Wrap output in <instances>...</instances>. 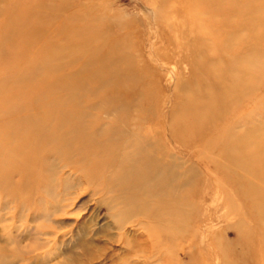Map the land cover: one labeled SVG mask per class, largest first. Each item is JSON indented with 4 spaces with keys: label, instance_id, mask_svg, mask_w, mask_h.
<instances>
[{
    "label": "rangeland",
    "instance_id": "1",
    "mask_svg": "<svg viewBox=\"0 0 264 264\" xmlns=\"http://www.w3.org/2000/svg\"><path fill=\"white\" fill-rule=\"evenodd\" d=\"M0 264H264V0H0Z\"/></svg>",
    "mask_w": 264,
    "mask_h": 264
},
{
    "label": "bare ground",
    "instance_id": "2",
    "mask_svg": "<svg viewBox=\"0 0 264 264\" xmlns=\"http://www.w3.org/2000/svg\"><path fill=\"white\" fill-rule=\"evenodd\" d=\"M49 109H50V108H49ZM49 109H48V110H49ZM52 111H53V110H52ZM42 112H43V111H42ZM43 113H44V112H43ZM45 113H47V114H45ZM45 113H44L45 115H48V113H50V112H49V111H48V112L46 111ZM52 114H53V113H52ZM57 114H59V113H57ZM109 114H110V113H109ZM109 114H108V115H109ZM135 114H136V113H135ZM49 115H50V114H49ZM110 115H111V114H110ZM95 116H97V115H95ZM98 116L101 117V115H98ZM102 116H103V115H102ZM46 117H48V116H46ZM132 117H133V120H134V116H132ZM44 118H45V116H44ZM82 118H83V117H82ZM86 118H87V117H86ZM57 119H58V118H57ZM70 119H72V118H70ZM70 119H69V121H70ZM66 120H67V118H66ZM97 120H99V118H98ZM115 120H116V119H115ZM133 120H132V121H133ZM135 120H137V119H135ZM67 121H68V120H67ZM125 123H126V122H125ZM135 123H136V122H135ZM105 125H106V124H105ZM105 125H103V126H105ZM108 125H109V124H108ZM112 125H113V124H112ZM130 125H131V124H130ZM134 125H135V124H134ZM47 126H48V125H47ZM111 127H112V126H111ZM74 128H76V127H74ZM101 128H102V127H101ZM101 128H100V129H101ZM104 128H105V127H104ZM138 128H139V127H138ZM90 129H91V128H90ZM121 129H122V128H121ZM108 130H109V129H108ZM77 131H78V130H77ZM79 131H80V130H79ZM79 131H78V133H79ZM84 131H85V130H84ZM103 131H104V130H103ZM120 131H121V133L123 134L122 130H120ZM134 131H135V130H134ZM155 131H156V130H155ZM96 132H97V131H96ZM104 132H105V131H104ZM94 133H95V132H94ZM100 133L102 134V132H100ZM100 133H99V134H100ZM121 133H120V134H121ZM138 133H139V132H138ZM138 133H137V135H138ZM79 134H80V133H79ZM87 134H88V133H87ZM97 134H98V133H97ZM97 134H96V135H97ZM117 134H118V132H117ZM90 135H91V134H90ZM94 135H95V134H94ZM96 135H95L94 138H96ZM113 135H114V134H113ZM123 135H124V134H123ZM123 135H121V137H123ZM99 136H100V135H99ZM99 136H98V137H99ZM109 136H110V135H109ZM118 136H119V135H118ZM104 137H106V136H104ZM111 137H112V136H111ZM124 137H125V135H124ZM124 137H123V138H124ZM108 138H109V137H108ZM77 139H78V138H77ZM92 139H93V137H92ZM153 139H154V138H152V140H153ZM79 140H81V138H80ZM107 140H108V139H107ZM118 140H119V139H118ZM72 141H73V140H72ZM75 141H76V140H75ZM75 141H74V142H75ZM83 141H84V140H83ZM110 141H111V140H110ZM121 141H122V139H121ZM138 141H139V140H138ZM141 141H142V140H141ZM144 141L146 142V140H144ZM104 142H105V141H104ZM104 142H103V143H104ZM106 142H108V141H106ZM72 144H73V143H72ZM121 144H122V143H121ZM140 144H141V143H140ZM159 144H160V143H159ZM115 145H116V144H115ZM140 146H141V145H140ZM144 146H145V145H144ZM152 146H153V145H151L150 147H152ZM154 146H155V145H154ZM71 147H72V146H71ZM79 147H80V146H79ZM147 147L149 148V146H147ZM111 148H112V147H111ZM152 148H153V147H152ZM152 148H151V149H152ZM154 148H155V147H154ZM145 149H146V148H145ZM149 149H150V148H149ZM155 149H156V150H153V149H152V150H153L154 152L157 151V153H158V151L160 150V149L157 150V148H155ZM77 150H79V149H77ZM77 150H76L75 152H77ZM142 150L144 151V153H145V151H148V150H144V149H142ZM152 150H151V152H153ZM140 151H141V150H140ZM161 151H162V150H161ZM119 152H120V151H119ZM163 152H164V151H163ZM122 153H123V152H122ZM122 153H121V154H122ZM139 153H140V152H139ZM147 153H148V152H147ZM147 153H146V154H147ZM149 153H150V151H149ZM149 153H148V154H149ZM117 154H118V153H117ZM160 154L166 155L165 153H160ZM149 155H151V158H152V154L150 153ZM149 155H148V158H149ZM146 156H147V155H146ZM161 156H162V155H161ZM161 156L159 157V160H160ZM170 156H173V155H170ZM170 156H169V157H170ZM119 157H120V156H119ZM143 157H144V156H143ZM143 157H142V158H143ZM153 157H154V156H153ZM174 157H175V156H174ZM145 158H146V161H147V157H145ZM151 158H150V159H151ZM165 158H166V157H165ZM167 158H168V157H167ZM167 158H166V159H167ZM170 158H171V157H170ZM176 158H177V157H176ZM150 159L147 161V163H149V161L152 162ZM154 159H156V158L154 157ZM154 159H152V160H154ZM173 159H175V158H173ZM177 159H178V158H177ZM113 160H115V159H113ZM157 160H158V159H157ZM157 160H156V161H157ZM175 160H176V159H175ZM154 161H155V160H154ZM162 161H163V160H162ZM162 161H161V163H162ZM88 162H89V161H88ZM123 162H124V161H123ZM135 162H136V161H135ZM135 162H134V163H135ZM157 162H158V161H157ZM164 162H165V161H164ZM137 163H138V162H137ZM158 163H159V162H158ZM161 163H159V164H161ZM112 164H113V163H112ZM120 164H121V163H120ZM143 164H144V163H143ZM145 164H146V163H145ZM145 164H144V167H147V166H145ZM169 164H170L169 166H171V162H170ZM177 164H178V162H177ZM147 165H148V164H147ZM149 165H151V166L154 167V164H152V163H150ZM155 165H156V164H155ZM174 165H175V163H174ZM122 166H123V165H121V167H122ZM130 166L132 167V165H130ZM151 166H150V169L152 168ZM156 166H157V165H156ZM164 166H165V164H163V167H164ZM166 166H167V161H166ZM166 166H165L164 168H166V170H167V168H168L169 166H167V167H166ZM157 167H159V166H157ZM187 167H188V166H187ZM187 167H186V168H187ZM132 168H133V167H132ZM135 168H136V167H135ZM154 168L156 169V167H154ZM159 168H160V167H159ZM161 168H162V167H161ZM171 168H172V167H171ZM189 168H190V167H189ZM87 169H88V168H87ZM126 169H127V171H129L128 168H126ZM126 169H125V171H126ZM130 169H131V168H130ZM147 169H149V167L146 168V170H147ZM174 169H175V168H174ZM143 170H145V169H143ZM143 170H142V172H143ZM156 170L159 171L158 169H156ZM160 170H161V169H160ZM185 170H186V169H185ZM185 170H184V171H185ZM85 171H86V170H85ZM92 171H93V170H92ZM132 171H133V170H132ZM132 171H131V172H132ZM149 171H152V172H153V170H149ZM167 171H168V170H167ZM169 171H170V170H169ZM172 171L174 172V170H172ZM176 171H177V170H176ZM189 171H190V169H189ZM189 171H188V172H189ZM194 171H195V170H194ZM122 172H123V171H122ZM134 172H135V171H134ZM162 172H165V171L162 170ZM114 173H115V170H114ZM114 173H113V174H114ZM125 173H126V172H123V174H125ZM129 173H130V172H129ZM149 173H151V172H149ZM149 173H148V174H149ZM157 173H158V172H157ZM168 173H169V172H168ZM86 174H87V173H86ZM130 174H131V173H130ZM148 174H146V175L148 176ZM152 174H153V173H152ZM173 174H174V173H173ZM189 174H191V173H189ZM189 174H188V175H189ZM117 175H120V174H117ZM117 175H116V176H117ZM158 175H159V174H158ZM193 175H194V174H193ZM85 176H86V175H85ZM108 176H109V175H108ZM121 176L125 178L124 175H121ZM128 176H129V175H128ZM132 176H133V175H132ZM132 176H131V177H132ZM150 176H152V175H150ZM154 176L156 177L155 174H154ZM160 176H161V175H160ZM160 176H159V177H160ZM163 176H164L163 178L165 179V175H163ZM170 176H171V175H170ZM178 176L180 177V175H178ZM185 176H186V175H185ZM185 176H184V177H185ZM109 177H110V176H109ZM126 177H127V176H126ZM143 177H144V176H143ZM161 177H162V176H161ZM166 177H168V176H166ZM124 178H122V179H124ZM127 178H128V177H127ZM132 178H133V177H132ZM145 178H147V177H145ZM152 178H153V177H152ZM163 178H161V180H162ZM171 178H173V177L171 176ZM114 179H115V178H114ZM148 179H149V180H152V179H150V178H148ZM153 179H154V178H153ZM167 179H168V178H167ZM169 179H170V177H169ZM177 179H178V178L173 179V180H174L173 183L175 182V180H176L177 183H178V180H177ZM180 179H181V178H180ZM124 180L126 181L125 183H127V180H128V179H127V180L124 179ZM149 180H148V181H149ZM171 180H172V179H171ZM121 181H122V180L120 179L119 182H120L122 185H124L123 182H121ZM129 181H130V178H129ZM153 181L156 182L155 179H154ZM157 181H158V180H157ZM189 181H190V180H189ZM189 181H188V182H189ZM143 182H145V181H143ZM164 182H166V180H165ZM148 183H150V182H148ZM160 183H161V182H159L158 184H160ZM166 183H169V181H167ZM166 183H164V185H165ZM175 183H176V182H175ZM102 184H103V183H102ZM116 184H117V183H116ZM116 184H114V185H116ZM139 184H140V185L137 186V189H140L141 187H144V186H141V185H142L141 182H140ZM154 184L156 185V183H153V185L151 184V186H155ZM192 184H193V183H192ZM143 185H144V183H143ZM161 185H163V181H162V184H161ZM182 185H183V184H182ZM112 186H113V185H112ZM140 186H141V187H140ZM158 186H160V185H158ZM158 186H157V187H158ZM170 186H171V185H170ZM172 186L175 187L174 185H172ZM116 187H117V185H116ZM116 187H115V188H116ZM118 187H122V186H118ZM129 187H130V186H129ZM138 187H140V188H138ZM155 187H156V186H155ZM157 187H156V189H157ZM161 187H162V186H161ZM106 188H107V187H106ZM110 188H111V187H110ZM115 188H114V189H115ZM130 188H131V187H130ZM130 188H125V189H130ZM132 188L135 189L136 187H132ZM145 188H146V187H145ZM165 188H166V190H168V189H167V188H168L167 186H166ZM134 189H132V190L134 191L133 193L137 192V191H135ZM156 189L154 188V189H152V190L154 191V190H156ZM169 189H171V187H169ZM108 190L110 191V189H108ZM112 190H113V189H112ZM112 190H111V193H112ZM116 190H118V189H116ZM147 190H148V189H147ZM149 190H151V189H149ZM158 190H159V189H158ZM96 191H97V190H96ZM126 191H128V190H126ZM153 191H152V192H153ZM123 192H124V191H123ZM128 192H129V191H128ZM130 192H131V190H130ZM147 192H148V191H147ZM152 192H151V193H152ZM167 192H168V191H167ZM167 192H164V193H167ZM109 193H110V192H109ZM137 193H139V192H137ZM140 193H141V191H140ZM140 193H139L138 195H140ZM144 193H146V191H145ZM148 193H150V192H148ZM168 193H169V192H168ZM120 194H121V193H120ZM126 194H127V193H126ZM152 194H153V193H152ZM159 194H161V193H159ZM92 195H93V194H92ZM127 195H129V194H127ZM127 195H126V196H127ZM135 195H137V194H135ZM141 195H143V192L141 193ZM153 195H156V193H154ZM164 195H167V194H164ZM132 196H133V195H132ZM147 196H148V194H147ZM147 196H146V197H147ZM149 196L151 197V195H149ZM158 196H159V195H158ZM161 196H162V195H161ZM130 197H131V195L129 196V198L124 199V198H123V195H122V196L120 195L119 198H117V199H121V198H122L123 200H125V201H123V202H126V201H128L127 199H130ZM134 197H137V198H138V196H134ZM150 197H149V199H150ZM110 198H111V196H110ZM113 198H115V197L113 196ZM113 198H112V199H113ZM131 198H132V197H131ZM139 198L141 199V197H139ZM144 198H145V197H144ZM147 198H148V197H147ZM147 198H146V199H147ZM135 199H136V198H135ZM153 199H154V198H153ZM160 199H161V201H162V198H161V197H160ZM103 200H104V199H103ZM106 200H107V199H106ZM108 200H109V198H108ZM130 200H131V199H130ZM136 200H137V202L139 201V199H136ZM144 200H145V199H144ZM101 201H102V200H101ZM109 201H110V200H109ZM132 201H133V200H132ZM140 201H143V199H141ZM140 201H139V202H140ZM145 201H146V200H145ZM161 201H159V202L157 201V202H158V205H159V203H160ZM164 201H166V200H164ZM106 202H107V201H106ZM106 202H104V204H105ZM114 202H116V200H115ZM118 202H119V201H118ZM118 202L113 203V202L111 201L110 203L117 204ZM121 202H122V201H121ZM147 202H148V201H146L145 203H147ZM155 202H156V201H155ZM162 202H163V201H162ZM110 203H109V204H110ZM119 203H120V202H119ZM135 203H136V202H135ZM163 203H164V202H163ZM165 203H166V202H165ZM165 203H164V204H165ZM122 204H123V203H122ZM122 204H121V205H122ZM149 204H150V203H149ZM164 204H162V205L164 206ZM147 205H148V204H147ZM162 205H161V206H162ZM111 206H112V205H111ZM117 206H118V204H117ZM117 206H116V208H118ZM119 206H120V205H119ZM138 206H139V205H138ZM142 206H143V205H142ZM142 206H141V207H142ZM144 206H145V205H144ZM152 206H154V205H152ZM131 207H132V209H134L133 207H135V206L132 205ZM148 207H149V206H148ZM110 208H111V207H110ZM135 208H136V207H135ZM139 208H140V207H139ZM127 209H131V208L129 207V208H127ZM141 209H145V208H141ZM110 210H111V209H110ZM136 210H137V208H136ZM146 210H148V208H146ZM146 210H145V211H146ZM152 210H153V209H152ZM145 211L142 212V213L144 214ZM149 211H151V210H149ZM156 211H157V210H156ZM156 211H155V212H156ZM158 211H159V210H158ZM130 212L132 213V211H129L128 213H130ZM133 212H134V214H135V209H134ZM159 212H160V211H159ZM159 212H158V213H159ZM161 212H162V211H161ZM147 213L150 214V212H146L145 214H147ZM156 213H157V212H156ZM122 214H123V213H122ZM140 214H141V213H140ZM148 214H147V215H148ZM118 215H120V213H119ZM129 215H130V214H129ZM129 215H128V216H129ZM156 215H158V214H156ZM156 215H155V217H156ZM160 215H161V213H160ZM120 216H121V215H120ZM126 216H127V215H126ZM128 216H127V217H128ZM130 216H131V215H130ZM144 216H146V215H144ZM158 216H159V215H158ZM161 216H162V215H161ZM118 217H119V216H118ZM118 217H117V218H118ZM122 217L125 219L124 216H122ZM135 217H136V216H135ZM163 217H164V216H163ZM132 218H133V217H132ZM159 218H160V217H159ZM119 219H121V217H120ZM119 219H118V220H119ZM121 220H123V219H121ZM121 220H120V221H121ZM131 220H132V219H131ZM113 221H114V220H113ZM129 221H130V220H129ZM122 222H123V221H122ZM127 222H128V220H127ZM127 222H126V223H127ZM114 223H115V222H114ZM123 223H124V222H123ZM140 223H141V221H140ZM142 223H143V222H142ZM117 225H119V223H118ZM117 225H116V226H117ZM141 225L144 226L145 224H141ZM142 226H141V228H143ZM123 227H124V226H122L121 228H123ZM118 228H120V227H118ZM91 243H94V242H91ZM85 248L88 249V247H85ZM91 257H92V255L90 256V258H91ZM88 259H89V258H88ZM89 260H90V259H89ZM91 260H92V259H91Z\"/></svg>",
    "mask_w": 264,
    "mask_h": 264
}]
</instances>
